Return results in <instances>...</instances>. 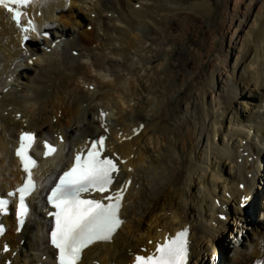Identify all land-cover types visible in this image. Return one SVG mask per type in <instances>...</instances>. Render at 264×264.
Wrapping results in <instances>:
<instances>
[{"label":"bare ground","instance_id":"bare-ground-1","mask_svg":"<svg viewBox=\"0 0 264 264\" xmlns=\"http://www.w3.org/2000/svg\"><path fill=\"white\" fill-rule=\"evenodd\" d=\"M170 1L180 7L164 0H38L30 8L42 12L37 31L53 35L41 45L31 42L29 57L0 8V192L26 176L14 158L21 130L65 140L55 156L38 159L32 211L23 231L11 220L0 264H54L43 195L72 161L73 149L100 136L121 166L113 191L127 184L125 222L111 241L89 248L81 264H131L185 228L192 233L189 264H207L219 250L220 264L264 262V0H235L232 9V0ZM220 2L230 25L225 18L214 26ZM179 15L177 23L171 16ZM195 26L197 52L180 51L173 63L175 50L167 48L178 43H169L168 31ZM234 26L227 64L218 51ZM204 27L210 29L202 37ZM159 64L155 82L151 73ZM226 211L244 220L233 243L217 240L225 236L219 216Z\"/></svg>","mask_w":264,"mask_h":264},{"label":"snow or ice","instance_id":"snow-or-ice-1","mask_svg":"<svg viewBox=\"0 0 264 264\" xmlns=\"http://www.w3.org/2000/svg\"><path fill=\"white\" fill-rule=\"evenodd\" d=\"M35 2L36 0H0V7L11 13V18L24 34L25 41L29 40L30 31H36V25L23 9ZM104 116L106 113L101 112V117ZM105 140L106 137L101 136L91 143L86 152L77 153L72 167L59 177L47 197L48 203L55 209L48 215L54 218L50 243L57 250V264H80L85 249L98 242L111 241L124 223L120 218V210L127 184L112 191L120 173L119 158L103 154ZM35 141L34 133H21L16 155L26 173V179L14 192L7 193V197H18L16 215L21 224L29 215L27 197L36 189L33 169L37 167V161L29 154ZM44 147L45 156L57 151L48 142H45ZM84 193H99L102 198L86 199L83 198ZM11 203L7 198H0V213H7ZM3 231V227H0V234ZM187 237L188 229L185 228L175 236L165 238L163 243L156 245L154 253L147 256L137 255L135 264H188Z\"/></svg>","mask_w":264,"mask_h":264},{"label":"rangeland","instance_id":"rangeland-1","mask_svg":"<svg viewBox=\"0 0 264 264\" xmlns=\"http://www.w3.org/2000/svg\"><path fill=\"white\" fill-rule=\"evenodd\" d=\"M135 2V1H134ZM222 2V1H221ZM218 3V5H217V8L219 9H217V13H216V18H215V22H214V26H217V25H220V23H221V21L223 20V19H225V18H227L228 19V23H229V25H230V22H229V19H230V17L231 16H229L228 15V13L227 12H225L224 11V9H223V7H222V3ZM235 0H232L231 2H230V5H229V7H230V9H232L233 7H234V4H235ZM234 3V4H233ZM163 4H165V5H169V6H172V7H180L179 6V4L178 3H176L175 1H170V0H164V2H163ZM137 7H139V5L137 6ZM232 7V8H231ZM139 9V8H138ZM95 15V14H94ZM93 15V16H94ZM172 17V19L175 21V22H177V23H180V18H181V16L179 15V16H171ZM226 19V20H227ZM216 24V25H215ZM240 24V22H237L236 23V27L238 26ZM236 27L234 26V29L233 30H230L229 31V29H227L226 28V32H227V34L225 35V37L220 41V43H221V45H222V47L223 48H220L219 50L220 51H218V52H220V54L222 53V55H224L223 56V58H225V56L226 57H228V61H227V64H229V60L231 61V54L235 51V48H234V44H232V43H230V41H231V38H232V32H235V30H236ZM89 28V29H88ZM88 31H91L92 29H90L91 28V26H88ZM209 27H204V32H205V34H203L202 35V37H205L206 35H207V32L209 31ZM198 30V27L197 26H195V29L194 28H190L189 30H187V28H185V29H179L177 32H174L173 30H169L168 32L170 33V35H169V37H170V39L171 40H169V43L170 44H172L173 43V41H176L177 43H178V45H169V47L167 48V52H174V50H175V53H176V56L172 59V62L173 63H175V64H178L179 63V61H180V57H181V54H179V52L181 51V52H197V49L194 47V41L193 40H196L197 39V37H196V35H195V32ZM190 36L191 37V41H189V42H185V43H183L182 41H181V39H183V38H186L187 36ZM183 37V38H182ZM235 39V37H233V40ZM184 40V39H183ZM150 43V42H149ZM149 43L147 44V46L148 47H150V45H149ZM181 43V44H180ZM182 45H184V47L182 46ZM185 46H187V47H185ZM171 47H173V50H172V48ZM171 48V49H170ZM181 48V49H180ZM188 49V50H187ZM160 50V48H158V50L156 51V52H158ZM190 50V51H189ZM233 51V52H232ZM153 56H154V58H155V63L154 64H151V65H149V66H151L152 68H154V67H156V65H157V63H158V57H156V53H154L153 54ZM133 57V56H132ZM160 57V56H159ZM184 59L187 57V54H185L184 53V55L182 56ZM138 59L139 58H137V57H135V62H137L138 61ZM121 63H123V60H119ZM215 62V60H214V57L213 58H211L210 60H209V64L211 65L212 63H214ZM161 63V62H160ZM194 65H195V63L194 62H192L189 66H188V68H193L194 67ZM139 67L141 66L140 64L138 65ZM211 66H208V68L204 71V73H208L210 70H211V68H210ZM221 71H223V70H221ZM159 73V72H161V64H159V66H158V69L156 70V69H154V70H152V75H151V78H153L154 80H155V82H157L159 79H160V77L157 75V73ZM121 74H123V73H121ZM145 74H147V72L145 73ZM145 74H141V76H146ZM162 77V79H164V75H162L161 76ZM218 78H219V75H218ZM219 80V79H218ZM163 90H164V88H163ZM252 88H250V89H248V92L249 93H251L252 91ZM211 97L212 96H210V99H211ZM186 106H183L182 108H185ZM180 112H181V110H180ZM179 113V111L178 112H174V114H178ZM180 116H181V113H180ZM263 197H264V191H263ZM230 207L232 208V209H235V204L234 203H232V206L230 205ZM228 229H227V232L225 233V238L226 239H224L225 241H226V243L228 242H231L232 241V243L234 242V238H232L233 236H234V233H233V231H234V229H236L235 227L233 228V225L231 226V224H228ZM231 230V231H230ZM233 235V236H232ZM208 260H209V258H208ZM43 261H44V258H43ZM207 264H209V261L207 262Z\"/></svg>","mask_w":264,"mask_h":264}]
</instances>
